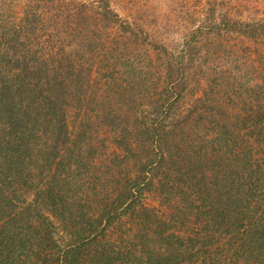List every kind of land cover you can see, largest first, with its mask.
<instances>
[{"label":"trees","instance_id":"1","mask_svg":"<svg viewBox=\"0 0 264 264\" xmlns=\"http://www.w3.org/2000/svg\"><path fill=\"white\" fill-rule=\"evenodd\" d=\"M73 1L63 21L77 34L47 55L34 49V16L13 29L0 22V264H264V165L234 150L227 126L237 121L223 126L225 158L208 151L215 107L205 97L168 127L140 122L125 85L98 87L81 62L98 45V22L79 37L90 25L85 2ZM88 2L102 27L133 34L108 0ZM185 74L179 63L176 76ZM167 159L154 191L176 197L159 214L142 199Z\"/></svg>","mask_w":264,"mask_h":264},{"label":"rangeland","instance_id":"2","mask_svg":"<svg viewBox=\"0 0 264 264\" xmlns=\"http://www.w3.org/2000/svg\"><path fill=\"white\" fill-rule=\"evenodd\" d=\"M83 2L87 16L84 27L90 26L82 28L79 37L95 29L96 20L94 41L98 45L84 49L81 62L91 69L98 87L107 81L125 85L128 90L123 96L131 95L135 101L130 113L140 122L158 120L165 127L172 119L188 114L196 98L205 97L209 109L215 107L209 110L212 120L207 124V139L214 142L208 151L227 157L226 145L232 143L227 134L225 138L223 126L237 121L236 128L227 126L230 133L238 134L234 150L251 149L253 163L264 165V0H108L119 19L131 26L132 35L121 34L115 25L102 27L90 2ZM78 3L0 0V22L13 29L25 13L34 16L32 43L39 54L47 55L69 33L77 34L78 30H70L75 26L63 20L68 11L74 13ZM123 38L126 45L122 44ZM179 63L185 67L183 78L176 76ZM132 77L134 84H128ZM218 108L230 121L220 119ZM71 119L76 120L74 112ZM188 127L191 132L188 124L185 129ZM168 160L160 168L164 174L154 177L152 190L142 199L159 214L168 213L167 205L176 197L175 188L165 196L154 191L155 183L170 170ZM121 219L123 229L127 228L129 220L125 216ZM225 242L221 238L209 252L222 251Z\"/></svg>","mask_w":264,"mask_h":264}]
</instances>
